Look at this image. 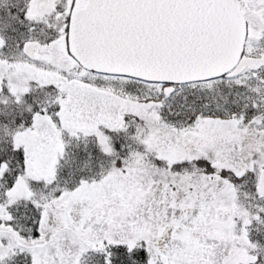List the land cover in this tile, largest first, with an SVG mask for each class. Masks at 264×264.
Returning a JSON list of instances; mask_svg holds the SVG:
<instances>
[{
    "label": "snow or ice",
    "instance_id": "obj_1",
    "mask_svg": "<svg viewBox=\"0 0 264 264\" xmlns=\"http://www.w3.org/2000/svg\"><path fill=\"white\" fill-rule=\"evenodd\" d=\"M0 264H264V0H0Z\"/></svg>",
    "mask_w": 264,
    "mask_h": 264
}]
</instances>
